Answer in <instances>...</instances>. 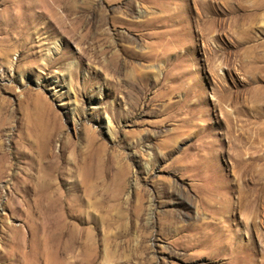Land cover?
Segmentation results:
<instances>
[{
  "label": "rangeland",
  "instance_id": "obj_1",
  "mask_svg": "<svg viewBox=\"0 0 264 264\" xmlns=\"http://www.w3.org/2000/svg\"><path fill=\"white\" fill-rule=\"evenodd\" d=\"M15 1L0 0V264H262L264 78L247 80L264 23L248 51L229 22L204 40L193 0L188 32L182 0Z\"/></svg>",
  "mask_w": 264,
  "mask_h": 264
},
{
  "label": "bare ground",
  "instance_id": "obj_2",
  "mask_svg": "<svg viewBox=\"0 0 264 264\" xmlns=\"http://www.w3.org/2000/svg\"><path fill=\"white\" fill-rule=\"evenodd\" d=\"M190 0H182L181 12L183 29L187 32L190 30V20H189V3ZM18 3V0L15 1ZM196 15L195 22L196 27L201 32V37L204 40L212 39L211 34L217 33L216 38H220L221 35L219 31L224 29L229 22V34L233 39L232 47L235 49H240L246 44L253 43L248 46L246 50L256 51L261 43L259 42L258 36L255 31L260 28V25L264 23V0H193ZM19 6V4H16ZM227 19H222L223 17ZM221 18V19H219ZM216 30H214V27ZM242 51V50H241ZM241 58V69L245 70V60L244 55L238 53ZM257 62H254V66L251 70L257 71L259 73L252 75L249 78L248 85H261L262 79L264 77V66L261 68L255 66ZM263 69V70H262ZM257 79V80H256ZM264 83V81H263ZM259 103H264V86H262V95L258 99ZM263 108V107H262ZM264 139V127H262V140ZM264 149V143L262 144ZM252 155V154H251ZM256 155V153H254ZM264 175V153L262 154V177ZM264 183V182H263ZM262 183V193L264 191V184ZM264 200V194H262V201ZM262 258L264 259V250L262 253ZM232 262V260H231ZM231 262L229 264H231ZM264 264V261L262 262Z\"/></svg>",
  "mask_w": 264,
  "mask_h": 264
}]
</instances>
